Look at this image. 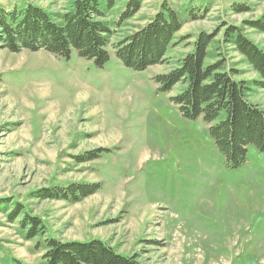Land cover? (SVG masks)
Wrapping results in <instances>:
<instances>
[{
    "label": "rangeland",
    "instance_id": "374dc122",
    "mask_svg": "<svg viewBox=\"0 0 264 264\" xmlns=\"http://www.w3.org/2000/svg\"><path fill=\"white\" fill-rule=\"evenodd\" d=\"M25 1L57 14L72 0L0 5ZM162 1L144 0L110 42L144 25ZM167 1L185 20L179 44L172 61L143 71L125 66L111 46L102 67L76 51L67 58L0 47V264H44L49 237L103 240L143 264H264V152L250 146L245 161L230 166L203 119L183 116L171 100L182 86L166 93L153 79L201 30H219L220 40L225 24L238 25L264 48V32L244 23L264 14V0ZM241 4L249 11L234 9ZM215 45L213 55L240 78H258L234 46ZM252 87L248 99L264 110V90ZM97 150L92 160L78 158ZM78 183L100 187L78 201L44 196ZM29 216L44 225L33 237Z\"/></svg>",
    "mask_w": 264,
    "mask_h": 264
},
{
    "label": "trees",
    "instance_id": "16d2710c",
    "mask_svg": "<svg viewBox=\"0 0 264 264\" xmlns=\"http://www.w3.org/2000/svg\"><path fill=\"white\" fill-rule=\"evenodd\" d=\"M144 0H72L64 12L52 14L44 8L25 1L13 6L0 5V47L12 52L23 49H44L55 56L69 58L76 51L82 58L104 66L111 59L109 47L125 66L143 71L150 66L172 61L169 51L179 44L176 38L185 20L180 11L167 0L142 26H137L115 42L111 37L141 10ZM117 9L109 19L112 10ZM239 12L249 11V6L236 5ZM192 14L190 18H197ZM244 23L264 32V14ZM222 38L219 30H201L192 49L174 60V67L153 79L162 92H172L180 84L182 89L171 96L183 116L202 118L210 135L230 166L238 167L247 157L250 146L264 152V110L249 99L253 85L264 90V48L255 43L241 26L225 24ZM182 40V39H181ZM216 41L230 44L243 55L258 78L252 82L240 78V70L227 63ZM99 150L78 157L81 162L97 157ZM95 153V154H94ZM94 154V155H93ZM99 184H70L46 190L47 198L78 201L93 194ZM31 229L28 237L44 230L40 218L29 216ZM44 264H143L139 254L124 255L107 242L62 241L54 237L45 240ZM11 264H23L13 259Z\"/></svg>",
    "mask_w": 264,
    "mask_h": 264
}]
</instances>
